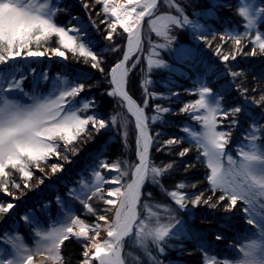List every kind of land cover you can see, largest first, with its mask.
Listing matches in <instances>:
<instances>
[{
    "label": "snow or ice",
    "instance_id": "snow-or-ice-1",
    "mask_svg": "<svg viewBox=\"0 0 264 264\" xmlns=\"http://www.w3.org/2000/svg\"><path fill=\"white\" fill-rule=\"evenodd\" d=\"M94 3L101 6L97 15L104 16L100 21L105 26L106 34L102 38L104 41L114 42L118 27L127 35L126 50L110 66L105 76L110 85L107 95L118 97V104L126 107L127 113L134 117L138 133V159L132 163L119 160L107 162L104 151L98 150L87 165L86 171H90V178L82 177L77 182L78 187L68 191V197L78 202L82 211L95 217L94 222L86 223L85 219L73 212L75 204L69 207V202L58 193L54 200L41 201L36 208H25L20 217L35 227V235L40 238L34 251L18 242L22 238L11 235L9 230L0 234L13 248L10 256H0V264H45V260L52 264H64L61 248L73 238L82 243L81 264H126V238L134 240L152 264H162V261L151 255L150 245L158 254L164 253L169 247L166 243L168 239L189 235L186 221L176 218L175 209L149 205L151 194L143 192L146 182L161 183L162 178L175 167L174 162L156 165L150 158L152 150L160 152L166 147L171 150V146L179 144L180 139L171 137L160 141L162 133L150 131V122L164 123L163 114H171L173 110L155 104V114L149 117L145 111L149 97L153 100L167 97L164 94L158 97L155 92H146L141 105L127 90L130 72L128 65L133 56L142 50L141 27L146 17L149 18L152 29L167 41L159 46L161 48L171 49V44L176 39L169 34L172 26H188L193 31L203 26L189 20L187 16L155 15L158 0H94ZM81 4L86 10L90 7L83 0ZM68 10L69 6L59 0H0V194L12 198L11 201H0V218L7 216L11 219L15 215L18 207L16 201L25 195L24 189L31 188L34 170L44 173L41 163H47L53 157L61 161L51 165V174L55 175L63 171L64 162L71 163L69 150L73 156L79 153V149L73 145L81 135L90 139L93 132L99 134L110 126L119 124L124 129L128 127L127 117L120 112L100 118L103 114L98 115L95 111V98L86 99L80 95L85 91L84 81L88 76L84 72L74 73L66 63L70 52L74 57H82L86 64L90 60L91 68L105 73L101 66L104 63V53L120 51V45L113 49L105 46L96 50L100 42L93 38V32L98 33L100 27L92 20L91 12L86 13L87 23L69 13L68 24L58 25L55 17ZM257 12L264 13V9H254L251 5L239 9V14L247 20L246 29L250 30L254 26ZM72 21L76 23L73 25ZM209 34L215 36V33ZM53 36L57 38V46L39 50L49 44ZM227 36L236 46L235 51L225 54L218 46L215 55L226 66L224 75L231 77L229 87L214 89L209 86L205 77H219L221 72L213 65H205L204 72L197 81L196 93L199 98L181 109V112L189 113L199 122L198 132L190 131L188 126L182 131L187 134L189 142L196 143L202 149V156H197V160H205L208 169L205 179L209 187L204 191L210 190L215 195L219 190L223 194L212 204V196L205 199L203 191H183L185 182H178L166 194L179 209H187L190 205L198 207L201 204L216 208L227 200L225 211L230 212L240 202L242 212L250 218L247 220L248 229L241 246L238 251L233 249L236 253L235 264H264V124L260 123L264 120V109L258 115H252L248 111L253 106L264 104V93L260 94V100L254 97L249 99L248 88L232 83L244 75V70L231 71L227 67L238 55L254 57L257 49L260 54H264V33L257 31L254 36H249L248 31L239 33L233 28ZM196 38L205 40L203 34ZM242 38H247L252 44L249 53H243L246 45L242 46ZM221 40L227 42L223 35ZM34 46L36 50H33ZM174 51L177 61L197 63V50L181 46ZM29 58L33 62L57 58L65 63L54 73L46 67L38 71L25 64ZM138 63L139 56H136L132 68ZM199 64L203 65V61H199ZM147 65L149 72L153 68L171 69L163 60L154 61L151 56ZM25 67L27 71H24ZM29 76L32 78V89L25 90L23 84ZM42 83L49 85L46 93L38 92ZM152 83L149 79L144 80L145 85ZM233 88L241 98L240 104L228 103L227 96ZM252 91L255 93L257 89ZM241 117L247 122V127L237 140V145L229 147L232 132L242 125ZM89 125L92 126L91 131ZM127 134L125 131L124 136ZM188 152L189 149L184 148L178 153V157L183 158ZM233 153L236 154L235 157ZM191 166L186 165V170ZM45 178L48 177L45 175L37 181V188L44 183ZM192 187L195 188L196 184H192ZM14 190L20 194L16 195ZM93 198L102 201L105 207L98 211L90 203ZM53 204L57 206L55 219L50 216ZM161 211L167 215L162 217ZM109 213L112 214L111 218ZM102 231L106 233L105 239H100ZM216 238L222 239L220 235ZM200 246L206 247L203 242ZM35 256L41 259L37 261ZM206 264H215V261L206 260Z\"/></svg>",
    "mask_w": 264,
    "mask_h": 264
},
{
    "label": "trees",
    "instance_id": "trees-1",
    "mask_svg": "<svg viewBox=\"0 0 264 264\" xmlns=\"http://www.w3.org/2000/svg\"><path fill=\"white\" fill-rule=\"evenodd\" d=\"M175 3L172 4L170 0H161V3L167 5L170 13H176V6H179V10L182 9L183 13L191 21H196L203 27L199 30L193 31L190 27L185 26V29L176 28L173 32L177 36V41L171 44V49H162L160 52L161 60L171 66L169 68H153L151 72H147L146 79L151 80L153 83L145 85L141 74H138L137 69H133L129 75L128 91L129 93L141 104H143V93H157L164 94L167 98H157L155 100L149 97V104L146 108V114L151 117L154 115L153 106L160 104L164 107L172 109L171 114H163L164 123L157 122L152 124L150 122L151 132H161L160 141L167 140L171 137L180 139V143L165 148L163 151L156 152L152 150L150 158L156 165L168 164L174 162L175 167L171 170L170 174L162 178L161 183L155 184L152 182H146L143 192L150 193L151 199L148 200L149 205H160L163 207H170L175 209V216L177 219L186 221V228L189 229L188 237L176 236L168 239L166 243L169 245L165 249L164 253H157L156 249L150 245L151 253L157 260L162 261V264H206V260L215 261V264H235L236 253L228 248V245L233 242H237V235L245 234V225L248 220V216L242 212V205L238 202L236 208L232 211H225V206L228 201L221 202L216 208L209 207L208 205L201 204L198 207L189 206L187 209H179L175 205L174 201L166 194L168 191L173 190L174 185L178 182H185L186 187L183 189L185 192H204V198L212 196L210 203L215 204L218 197L223 193L219 190L215 195L212 192L204 191L208 189V181L205 176L208 172L206 168V161L201 159L197 160V156H202V149L194 142H189L187 134L182 131L186 126L190 131H197L199 126L196 125V121L192 115L186 112H181V109L185 104L192 103L198 99L196 89L198 88L197 81L200 75L204 72L205 65H213L218 68L221 75H208L205 77V82L214 89H223L229 87L231 77L224 75L225 65L222 64L215 55L218 46L221 47L222 53L228 54L235 51V45L228 40L227 33L233 28L240 32L246 29V19L239 14V9L243 3V0H172ZM259 4L264 9V0H258ZM61 3H66L71 11L64 12V18H70L69 13L74 16H88L86 13L91 12V18L100 27V31L93 32V38L99 41L98 49L108 47L109 49L115 48L120 45V51H108L104 53V63L101 65L105 73L93 69L90 67L91 61L86 64L82 57H74L72 53L68 52V61L72 65L69 68L74 72H84L88 79L84 81L85 91L80 95L83 98H95L97 114H103L100 118L108 117L117 112H122V105L118 104L119 98H113L107 95L110 88L108 79L105 74L108 72L110 66L122 57L125 50L126 34L122 29L117 28L118 35L114 36V42L104 41L102 38L106 34L104 32V25L100 24V21L104 19L103 14L97 15L101 6L95 4L94 0H83V3H87L90 7L85 9L82 7L81 0H63ZM68 16V17H67ZM73 22V21H72ZM215 33V36L209 34ZM203 34L205 40L197 39L196 36ZM224 36L223 42L221 36ZM253 35V34H252ZM251 34L249 36H252ZM55 39V37H53ZM51 39V40H53ZM153 40H156L155 36ZM241 44L246 45L243 47V53H249L252 49V44L247 38H242ZM185 47L195 49L198 52L197 63L193 64L191 61H185L183 63L177 61L175 56V49L178 47ZM199 61H203V65L199 64ZM57 67V66H56ZM231 71L244 70V75L238 77L232 83L234 85H241L249 90V99L253 97L256 100H260V94L264 93V54H260L257 49L256 56L250 55H238L235 61H230L227 65ZM59 68V67H58ZM79 69L80 71H78ZM172 69H175L173 71ZM171 80V83H169ZM225 82V85H224ZM228 85H227V84ZM91 85L89 88L88 86ZM257 89L254 93L252 90ZM146 90V91H145ZM178 93V95H171ZM79 99V98H78ZM229 104H240L241 98L237 95L233 88L227 96ZM264 109V104L260 106H253L249 108V113L252 115H258L261 110ZM242 119V125L240 128L232 132L231 144H236L239 137L243 134L244 128L247 127V122ZM264 124V120H261ZM92 126L89 125V131ZM114 127H109L107 130H101L99 134L92 133V138H88L86 135L74 142L73 147L79 149V153L75 156L71 155L69 150L68 155L71 163L64 162V169L61 172H57L55 175L50 173L48 178L44 179V183L36 187V183L39 179L45 175L37 170H34V175L30 181L31 188L24 189L25 195L16 201L18 204L17 212L23 213L25 208H35L36 205L45 199V196L53 195V190L56 187V178L60 177L61 183L65 180H71V177L77 172L83 170L88 165V155L96 153L98 150H103L107 162L118 161L121 156L125 155L122 144L116 138L111 140V143L107 149L103 146L105 141L111 139L114 134ZM188 148V154L179 158L178 153ZM63 151V149H62ZM132 160H135L133 154ZM61 162L57 158L53 157L45 164L48 169H51V165ZM186 165H192L185 168ZM51 172V170H50ZM17 181L19 177L17 175ZM192 184H196L193 188ZM64 186V185H63ZM51 187V188H50ZM49 188V189H48ZM60 188V185L58 186ZM48 189L49 191H47ZM52 189V190H51ZM16 195L20 192L17 190ZM146 198V197H145ZM194 198V197H193ZM11 201V197L5 198ZM3 201V199H2ZM157 211L156 208H153ZM161 215L166 216V213L161 211ZM4 216L0 218V233L8 226L12 219H7ZM7 219V220H6ZM217 235H220L222 239L217 240ZM203 242L206 247L200 246ZM174 246V247H173ZM129 239L125 242V250H128ZM83 251L82 243L76 239H71L65 242L61 248V255L64 259V264H81V253ZM137 264H152V261L139 260Z\"/></svg>",
    "mask_w": 264,
    "mask_h": 264
},
{
    "label": "rangeland",
    "instance_id": "rangeland-1",
    "mask_svg": "<svg viewBox=\"0 0 264 264\" xmlns=\"http://www.w3.org/2000/svg\"><path fill=\"white\" fill-rule=\"evenodd\" d=\"M62 1L63 0H59L60 3ZM75 1H78V0H75ZM170 2L172 4L175 3L172 0H170ZM247 5H251V7L254 9H263V7L259 4L258 0H243L241 7H245ZM70 11H71V9H69V12ZM64 15H65L64 12H60L55 17V22L58 25H67L68 24V21L70 18H64ZM155 15H177V16H180L181 18H183L185 16L184 13L179 10V6L176 7V13H174V12L170 13L166 3L165 4L161 3V0H158V11L155 13ZM78 17H80L85 23H87L88 16H86V17L78 16ZM153 18H155V16ZM246 22H247V20H246ZM75 23H76L75 21L72 22L73 25ZM176 28L185 29V27H180V26H176V25L171 27L169 34L173 37H176V39L173 42L177 41V36L173 32V30H175ZM90 31H91V29H90ZM246 31H248L249 35L253 34L252 36H254L257 31L264 33V13L257 12L256 22L250 30L244 29L243 32H240V31H238V32L244 33ZM154 36H155L156 40H153ZM53 37H55V36H53ZM53 37H52V39H53ZM126 39H127V35H126ZM56 40H57V38L55 37V39L51 40V42L49 44L44 45L39 50L43 51V50H45V48L50 49L52 47H56L57 46ZM141 41H142V43H141L142 50L133 56L132 61H130L129 65H128V67L130 69L129 75L133 70L132 63L136 62V56H139V63L137 64V66L134 69L136 70L138 67V74H141L142 78L146 79V74L149 71L148 65H147V61H148L149 56H151L152 60H154V61L155 60H161L160 52L163 48H161L159 46L162 44H166L167 41H166L164 36L158 35L156 33V31H154L152 29L151 25L149 24V18L148 17L145 18L144 22H142ZM125 45H126V43H125ZM166 48L167 47H164V49H166ZM33 50H36L35 46L33 47ZM153 51H155V54H153ZM64 63H65L64 61L58 60L57 58H53L51 60L44 58V59H39L36 62H33L31 60V58H29L27 61H25V64L30 65L32 68H36L38 71L40 69L46 67V68H50L53 73L56 72L58 69H60ZM66 63H67L68 67L69 66L72 67V65L69 63L68 59H67ZM77 70L80 71L79 69H77ZM24 71H27L26 67L24 68ZM224 85H225V82H224ZM23 87L25 90H31L32 89V78H31V76H29V78L24 81ZM48 89H49V85L47 83H42L39 86L38 92L39 93H46L48 91ZM127 90H128V86H127ZM143 98H145V93H143ZM25 102H28V101L25 100ZM141 105H143V104H141ZM122 107H123V111L121 113L127 117V120L129 122L128 127H127V129H124L119 124H117L113 130L114 131L113 137L111 139L106 140L103 146L105 147V149H107L111 143V140L113 138H116L117 140H119L121 142L122 147H123L124 152H125V155L121 156L119 161H122V162L127 161L129 163H132V162H136L138 159L137 154H136L137 153L136 139H137L138 133H137V130L135 129L134 117H132L129 113H127L126 107H124V106H122ZM200 114H202V113H200ZM260 123L263 124L261 121H260ZM196 125L199 126V122L196 121ZM199 130H200V126L197 129V132ZM125 131H127V133H128L127 136H124ZM257 135L259 136L260 134L258 133ZM259 142L260 141L258 140L257 143H259ZM235 145H237V143L231 144V145H229V147H232ZM226 151H227V149H226ZM93 154H95V153H93ZM93 154L88 155V160H90V158L92 157ZM133 154L135 156V160L131 159L133 157ZM233 155L235 157L236 154L233 153ZM122 166H123V164H122ZM41 168L44 169V173H42V174H44L46 176L50 175V173H51L50 169H48V167L45 164L41 163ZM86 169H87V166L85 168H83V170H81V171L77 172L75 175H73L71 177V180H65L64 183L63 182L61 183L60 177L56 178V181H57L56 185H58V186L60 185V188H58V186H57L56 187L57 189L53 190V195L50 193V195L48 197L45 196V199H42L41 201L54 200V197L59 193L62 197H64V199L66 201L69 202V207H72V205L75 204V207L73 208V212L75 214L80 215L82 219H85L86 223L91 224L94 222L95 217L91 213H87L85 211H82V206L78 202H74L70 199V197H68V191L72 188L78 187L77 182L82 177L85 179L90 178V171H86ZM37 171H39V170H37ZM155 184H157V183H155ZM48 189H46V190L49 191ZM106 189H107V186H105V190ZM5 198H6L5 195L0 194V201H2V199H3V201H5L6 200ZM6 201H8V200H6ZM90 203H92L93 207H95L98 211H100L102 208L105 207L103 205V202L97 200L96 198H93V200L90 201ZM38 205H36V207H38ZM23 213L21 212V214H20V212H17V214H16V212H15V215L11 218L12 221L8 224V226H6L3 229V231L0 234H2L7 229V230H9L11 235L19 236L22 238V240L18 241V242H22L26 247H28L30 250L34 251L35 248L37 247V241H39L40 238L35 235V227L34 226H30L27 222L20 219V217L23 215ZM101 214H103V213L101 212ZM50 216L53 219H55L57 216V206L55 204H53L51 206ZM249 218L250 217L248 216V219ZM7 219H9V217ZM13 221H15V223H13ZM45 226L47 227L46 218H45ZM245 228H246V230L248 229L247 223L245 225ZM243 233L246 235V232H243ZM103 235L104 234L102 231L100 239L106 238V236L103 237ZM242 238H243V235H241V234L237 235L238 241L230 243L228 245V248H230L232 251H233V249H236L238 251V249L242 243ZM127 239H129V238H126L125 242ZM12 253H13L12 246L9 243H7L6 239L2 235H0V256L8 257ZM124 254H125V258H126V264H137L140 259L141 260H147V262L150 261L147 254L143 251V249H141L139 247V245L134 240H131V239H129L128 250H125V248H124ZM46 255H47V253H46ZM151 255L153 256L152 253H151ZM34 258L37 261H39L41 259V257H39V256H35ZM45 264H52V262L45 260ZM94 264H95V262H94Z\"/></svg>",
    "mask_w": 264,
    "mask_h": 264
},
{
    "label": "bare ground",
    "instance_id": "bare-ground-1",
    "mask_svg": "<svg viewBox=\"0 0 264 264\" xmlns=\"http://www.w3.org/2000/svg\"><path fill=\"white\" fill-rule=\"evenodd\" d=\"M110 215H112V214H111V213H109V216H110ZM110 218H111V216H110ZM103 234H104V235H103V237H105V236H106V233H105V232H103Z\"/></svg>",
    "mask_w": 264,
    "mask_h": 264
}]
</instances>
